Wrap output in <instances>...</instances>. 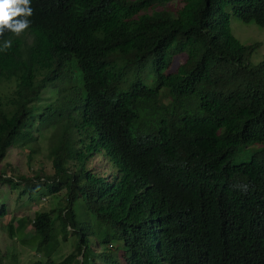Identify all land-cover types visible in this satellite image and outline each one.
I'll list each match as a JSON object with an SVG mask.
<instances>
[{"label": "trees", "instance_id": "16d2710c", "mask_svg": "<svg viewBox=\"0 0 264 264\" xmlns=\"http://www.w3.org/2000/svg\"><path fill=\"white\" fill-rule=\"evenodd\" d=\"M171 1L32 0L28 32L0 38L13 39L0 52V162L12 148L31 161L44 139L51 166L0 174L17 198L48 197L4 226L37 237L33 264H264V159L230 161L252 143L264 154V61L245 63L256 44L229 26L264 29V0ZM96 155L108 174L88 165Z\"/></svg>", "mask_w": 264, "mask_h": 264}, {"label": "rangeland", "instance_id": "374dc122", "mask_svg": "<svg viewBox=\"0 0 264 264\" xmlns=\"http://www.w3.org/2000/svg\"><path fill=\"white\" fill-rule=\"evenodd\" d=\"M164 7L176 11L181 7V3L180 0H174L165 4ZM229 26L231 33L241 44H256V46L258 44L257 47L255 46L251 54L246 57L245 63L255 64L259 61H264V29L250 22H241L234 16H230ZM184 60V54L174 56L170 64V69H174L178 64L183 63ZM259 148V143L246 145L241 150V153L234 155L230 161L233 163L237 161H246L252 154L259 159H264V154L258 153ZM46 151L47 144L44 139H41L39 150L32 155L31 161H27L25 150L9 149L7 155L0 162V174L4 173L6 176L24 174L25 176L30 177L35 172H38L49 175L51 174V166L50 161L46 156ZM88 165L101 173H109L108 169L105 167L106 161L101 156L96 155L92 157ZM60 195L64 196L63 191H60ZM0 199L3 201L4 205H6V213L0 218V264H33L35 262H40L44 256L35 253L33 247H30L35 244L37 237L33 235L27 239L19 240V237L16 235L15 238H9L4 226L10 217L16 219L19 217L23 218L32 215L33 211L49 208L47 205L48 197L41 196L39 199L27 200V196L22 195L20 198H17V191L15 189H11L7 184L0 182ZM82 216L85 218V222L88 221L87 214H82ZM15 224L16 222L14 221L13 225ZM28 228L29 224L27 223L25 230ZM69 238L66 242L60 244V247L56 251V255H52L53 258L54 256L56 258L59 257L57 252L64 255L71 249V242L73 239L72 237ZM93 249L94 251L97 250L95 246H93ZM108 249L117 256L121 263H123L122 248L119 241L116 243L113 242L108 246ZM97 262H99V260H97ZM88 264H92V262L89 260Z\"/></svg>", "mask_w": 264, "mask_h": 264}, {"label": "clouds", "instance_id": "9594fccd", "mask_svg": "<svg viewBox=\"0 0 264 264\" xmlns=\"http://www.w3.org/2000/svg\"><path fill=\"white\" fill-rule=\"evenodd\" d=\"M32 0H0V38L5 32L12 34V37H21L31 27V19L37 12ZM13 46V39H0V52H7ZM242 193L248 191L247 184H238ZM110 246V244L108 245Z\"/></svg>", "mask_w": 264, "mask_h": 264}]
</instances>
